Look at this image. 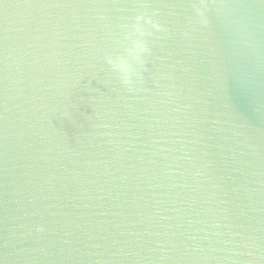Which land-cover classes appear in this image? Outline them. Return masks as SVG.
Returning a JSON list of instances; mask_svg holds the SVG:
<instances>
[{
    "label": "water",
    "instance_id": "obj_1",
    "mask_svg": "<svg viewBox=\"0 0 264 264\" xmlns=\"http://www.w3.org/2000/svg\"><path fill=\"white\" fill-rule=\"evenodd\" d=\"M0 264H264V0H0Z\"/></svg>",
    "mask_w": 264,
    "mask_h": 264
},
{
    "label": "clouds",
    "instance_id": "obj_2",
    "mask_svg": "<svg viewBox=\"0 0 264 264\" xmlns=\"http://www.w3.org/2000/svg\"><path fill=\"white\" fill-rule=\"evenodd\" d=\"M137 19H139V17H137ZM136 31H139V29L137 28ZM130 45L131 46H130L129 51H130V54H133V55H138L140 52H144L147 50L144 43L137 39H132L130 41ZM111 64L114 70L120 74L121 78L125 82H127V76L129 72L131 71V65L129 61L120 56H116L112 59Z\"/></svg>",
    "mask_w": 264,
    "mask_h": 264
}]
</instances>
